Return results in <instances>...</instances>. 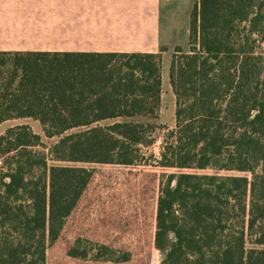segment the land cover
I'll return each instance as SVG.
<instances>
[{
    "label": "trees",
    "instance_id": "16d2710c",
    "mask_svg": "<svg viewBox=\"0 0 264 264\" xmlns=\"http://www.w3.org/2000/svg\"><path fill=\"white\" fill-rule=\"evenodd\" d=\"M263 45L264 0L197 1L158 156L164 50L0 53V125L58 138L0 134V264H264Z\"/></svg>",
    "mask_w": 264,
    "mask_h": 264
},
{
    "label": "crops",
    "instance_id": "0c3cea01",
    "mask_svg": "<svg viewBox=\"0 0 264 264\" xmlns=\"http://www.w3.org/2000/svg\"><path fill=\"white\" fill-rule=\"evenodd\" d=\"M197 1L0 0V53L156 54L164 50L161 114L163 95L170 87L169 70L168 78L162 72L164 57L170 55L171 62L176 47L187 50L189 18ZM162 81L168 84L164 87ZM171 103L174 112L173 93Z\"/></svg>",
    "mask_w": 264,
    "mask_h": 264
},
{
    "label": "rangeland",
    "instance_id": "374dc122",
    "mask_svg": "<svg viewBox=\"0 0 264 264\" xmlns=\"http://www.w3.org/2000/svg\"><path fill=\"white\" fill-rule=\"evenodd\" d=\"M186 48L187 47L185 46L184 49H186ZM262 51L264 52V45L262 47ZM164 62L166 64H164V65L162 64V72H164V74L168 78L170 55H166L164 57L163 63ZM162 76H163V74H162ZM164 79H165V76H164ZM166 83L168 84V81ZM166 83H165V81H162V86L165 87ZM171 100H172V92H171L170 87H169V91L164 92V95H163L164 103H162L161 114H160V118L158 120V123L161 126H163V128L158 129L156 131V133L153 135L155 142L151 146H149L147 148H142V151L145 154V156H149V155L158 156L159 151H160V145L162 142V138L167 132V129H165V128H168L169 130L174 128V117H173L174 112H173V106H172ZM110 123H111L110 121H107L104 124H110ZM20 124H27L32 128V130L34 132L41 134L42 142H43V145L45 147L44 149L42 148V150H44L45 152H47V150L50 146H52L53 144H55L58 141V138H50V139L45 138L43 136L41 129H40V126L37 123H35L33 120H30V119H28V120H13V121L4 122L0 125V134H2L7 128L13 127L16 125H20ZM50 164H53V163H50ZM60 165L73 166L74 164H60ZM76 166H79V165H76ZM102 169L105 171L113 170L115 172H119V170L121 168L113 167V166L112 167L106 166V167H103ZM132 170H134V171L150 170V171L156 173L158 177H160V175L163 173V171H161L160 169H156L152 166H147L146 164L136 166ZM167 173H170V171H167ZM205 173L211 174L212 172L206 171ZM247 247H250V245H248ZM162 260H163V256L159 253V251L156 249H152L151 256H150V264H160Z\"/></svg>",
    "mask_w": 264,
    "mask_h": 264
}]
</instances>
